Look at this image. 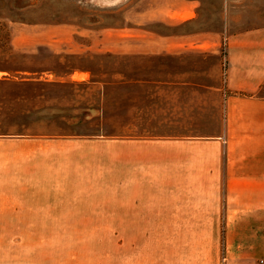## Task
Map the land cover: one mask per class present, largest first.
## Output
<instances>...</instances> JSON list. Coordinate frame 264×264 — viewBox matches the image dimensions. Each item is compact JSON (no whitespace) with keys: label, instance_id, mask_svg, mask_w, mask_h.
<instances>
[{"label":"crops","instance_id":"obj_1","mask_svg":"<svg viewBox=\"0 0 264 264\" xmlns=\"http://www.w3.org/2000/svg\"><path fill=\"white\" fill-rule=\"evenodd\" d=\"M203 6L179 1L172 9L192 14L170 20L184 27L167 37H66L65 24L28 23L34 33L11 31L0 39V54L22 59L19 67H0V82L9 84L16 106L56 107L58 114L70 105L100 121L120 90L122 171L132 178L121 180V229L100 232L178 235L153 264H210L208 235L220 233L223 204V232L254 235L253 242L228 240L226 264H259L264 2L221 0L210 8L216 11L211 21L198 12ZM252 9L258 20L246 14ZM114 54L120 66L105 63ZM66 57L82 63L68 68ZM97 58L104 59L98 64ZM113 198L83 194L72 205L79 212L75 223L112 227Z\"/></svg>","mask_w":264,"mask_h":264},{"label":"rangeland","instance_id":"obj_2","mask_svg":"<svg viewBox=\"0 0 264 264\" xmlns=\"http://www.w3.org/2000/svg\"><path fill=\"white\" fill-rule=\"evenodd\" d=\"M179 1L184 0H0V39L11 31L34 33L28 23L65 24L66 37H167L184 27L170 26V20L192 14L172 9ZM189 1L204 3L198 12L211 21L216 11L210 8L221 0ZM246 14L258 20L254 9ZM7 53L0 54V67H19L22 59ZM104 60L121 64L115 54ZM132 62L128 65L137 64ZM65 63L71 68L82 62L66 57ZM119 91L118 101L105 106L107 119L100 121L101 116L84 118L70 105L59 107L58 114L56 107L16 106L8 98L9 84L0 82V264H153L178 236L100 232L121 229L116 222L121 180L129 171H122ZM83 194L114 196L112 227L75 223L80 218L72 205ZM223 206L220 233L208 235L210 264H226L228 240L254 241V235L223 232ZM256 236L264 241V233Z\"/></svg>","mask_w":264,"mask_h":264},{"label":"trees","instance_id":"obj_3","mask_svg":"<svg viewBox=\"0 0 264 264\" xmlns=\"http://www.w3.org/2000/svg\"><path fill=\"white\" fill-rule=\"evenodd\" d=\"M20 8L22 9V8H24L23 6H20ZM7 37H8V35H6Z\"/></svg>","mask_w":264,"mask_h":264}]
</instances>
